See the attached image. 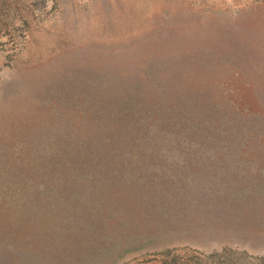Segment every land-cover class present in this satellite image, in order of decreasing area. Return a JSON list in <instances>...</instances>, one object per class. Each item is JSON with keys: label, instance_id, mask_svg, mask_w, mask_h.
Masks as SVG:
<instances>
[{"label": "rangeland", "instance_id": "rangeland-1", "mask_svg": "<svg viewBox=\"0 0 264 264\" xmlns=\"http://www.w3.org/2000/svg\"><path fill=\"white\" fill-rule=\"evenodd\" d=\"M0 264H264V0H0Z\"/></svg>", "mask_w": 264, "mask_h": 264}]
</instances>
